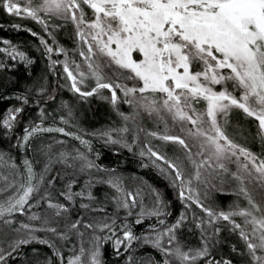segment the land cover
<instances>
[{
	"label": "snow or ice",
	"instance_id": "obj_1",
	"mask_svg": "<svg viewBox=\"0 0 264 264\" xmlns=\"http://www.w3.org/2000/svg\"><path fill=\"white\" fill-rule=\"evenodd\" d=\"M0 8L39 25L43 35L24 30L39 40L49 72L61 64L53 55L63 54L64 78L77 99L106 101L121 121L86 132L66 101L47 112L56 95L46 76L4 97L19 106L0 121L9 145L0 150V264H106L109 243L116 264L121 257L123 264H264V0H0ZM69 25L80 63L70 62L57 41ZM2 44L0 71L9 69L6 61L35 63L12 41ZM30 103L38 119L22 126ZM57 112L66 113L58 123ZM234 116L256 125L251 145L239 123L230 131ZM44 134L82 148L54 150ZM93 140L155 169L184 210L170 221L164 193L119 166H103ZM168 144L172 154L162 150ZM13 150L22 153L20 163ZM98 186H106L102 195L94 194ZM217 194L234 198L227 209ZM145 220L154 223L134 233L132 225ZM33 245L51 255L36 247L26 253ZM146 248L152 252H141Z\"/></svg>",
	"mask_w": 264,
	"mask_h": 264
},
{
	"label": "trees",
	"instance_id": "obj_2",
	"mask_svg": "<svg viewBox=\"0 0 264 264\" xmlns=\"http://www.w3.org/2000/svg\"><path fill=\"white\" fill-rule=\"evenodd\" d=\"M13 23H19L22 25L20 30H16L11 27ZM0 24H3L4 27L0 28V47L3 46L2 41L4 39L12 41L14 45L19 46V50L26 52L35 63L31 65L30 68H26L22 64H17L15 61H6L10 64V67L7 71H0V121L7 114V110L14 106H19V103L14 99L6 100L5 96H15L17 94H21L25 90V86L31 84V82L36 79L38 80L41 76H46L49 81L51 89L55 92L56 100L49 102L50 106L46 107L47 112H51L53 108H59V105L62 101H66L69 106L73 109V122L78 125L80 129H83L86 132H93L99 129H105L114 124H120V118L116 115L115 111H113L111 105H109L106 101H102L97 97L88 98V102L85 103L77 99L76 94H74L68 87L70 81L66 80L64 77L66 76L63 73L62 65L58 64L56 66L55 72L56 74H52L49 72L47 67L49 61L45 55L42 53V46L39 44V40L36 37H33L29 32L25 31L26 28H32L33 31L41 32V28L39 25L35 24L30 20H22L15 17H9L5 14L2 8H0ZM71 30V26L67 29H62L57 32V41L58 44L64 47L67 50L68 56L78 59L79 55L76 51L77 45L73 39L69 38V31ZM47 38V37H45ZM51 42V41H50ZM40 49V50H38ZM53 59L60 60L61 57H56L53 55ZM0 59H5L2 54H0ZM11 65H14L12 67ZM31 71L32 75L29 76L28 72ZM131 83L130 81L128 84ZM60 85H64L60 87ZM105 94L107 90H104ZM121 109L128 113L130 109L126 106L121 105ZM36 108L31 105V103L25 107V112L22 114L24 119L22 121V126L27 124L29 120L37 118L36 116ZM61 113L57 112L55 115L58 118ZM38 119V118H37ZM51 122V118L49 121H46V124ZM239 123L241 125V130L248 133L247 143L250 145L253 143L251 134L256 132V125L252 123L250 118H240L239 116H234L232 118V125L230 127V131L234 130V126ZM145 127L152 130L154 126L151 123L144 122ZM22 126L17 128V134L22 132ZM71 131H75L76 129H67ZM3 132L0 129V150H5L9 148V145L2 138ZM62 139L67 141L66 145H57L55 144L56 139ZM87 139H92V137H85ZM141 139H143L141 134ZM44 143H52L54 145V150L60 149L62 147H67L69 149L73 147H81L78 141H74L69 137H62L58 134H44L43 141ZM153 145L161 144L160 141L154 140L152 141ZM93 147L101 152V158L99 163L106 167H117L126 175L131 178L133 176L143 178L144 181H147L148 184L152 185L155 188L161 190L164 193L167 200L171 202L170 211L172 213L169 220L175 219L181 211H183L182 204L176 199V193L173 191L171 187L167 186V181H165L161 176H159L155 169H142L138 165V160L136 157H133L131 154L126 151L119 157L113 155L107 148H103L101 144L97 143L93 140ZM175 146L173 145H163L162 150L169 152L172 154ZM258 150V148H256ZM12 154L17 158V163H20L22 160V153L17 152L15 150L12 151ZM178 154V149H177ZM31 157V153L28 154ZM40 165H37L39 169ZM132 181L129 179V183ZM77 186V189L78 190ZM106 186H98L97 189L94 190V194L102 195L101 189ZM216 202L220 205V207L227 209L228 205L234 199L232 196H223L217 194ZM109 212L112 211L111 206L109 205ZM198 211V210H197ZM99 215V214H97ZM122 220L118 219L117 224H120ZM131 222V220L129 221ZM154 223V220H145L142 225H132L133 231L136 234H140L144 232L149 224ZM225 233H222L224 235ZM188 242L195 245L198 243V236L193 233H186ZM235 239L234 237L232 238ZM36 247L40 250V255L43 257L44 255H51V250L46 246L33 245L29 246L25 249L26 253L31 252V248ZM224 254L227 256L229 253V247L227 244L223 246ZM104 259L106 264H116L115 258L112 255L113 248L111 243L105 245L104 248ZM141 252H152L151 249H141ZM69 253L65 250V255L67 256ZM155 254V253H153ZM157 258H159L157 256ZM235 259V257H233ZM13 264H17L16 261ZM120 264H123V257L120 258Z\"/></svg>",
	"mask_w": 264,
	"mask_h": 264
},
{
	"label": "rangeland",
	"instance_id": "obj_3",
	"mask_svg": "<svg viewBox=\"0 0 264 264\" xmlns=\"http://www.w3.org/2000/svg\"><path fill=\"white\" fill-rule=\"evenodd\" d=\"M21 2H23V0H21ZM49 43H51L50 41H49ZM56 57H61V59L59 60V61H61V65H62V63H63V60H64V55L63 54H59V55H56V54H54ZM68 59H69V61L71 62V61H73V60H75L74 58H72V57H70V56H68ZM81 57H78V59H76L75 60V62L76 63H80V61H81ZM129 86H131V83H129L128 84ZM124 106H126L127 108H128V106L127 105H124ZM129 109V108H128ZM122 110V109H121ZM123 111V110H122ZM146 121H147V123H151L149 120H147V119H145ZM151 125H153L152 123H151ZM154 126V125H153ZM142 134V137H143V133H141Z\"/></svg>",
	"mask_w": 264,
	"mask_h": 264
}]
</instances>
